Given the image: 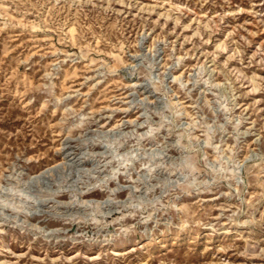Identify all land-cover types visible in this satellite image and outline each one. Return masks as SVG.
<instances>
[{
  "label": "rangeland",
  "instance_id": "1",
  "mask_svg": "<svg viewBox=\"0 0 264 264\" xmlns=\"http://www.w3.org/2000/svg\"><path fill=\"white\" fill-rule=\"evenodd\" d=\"M0 264H264V0H0Z\"/></svg>",
  "mask_w": 264,
  "mask_h": 264
}]
</instances>
